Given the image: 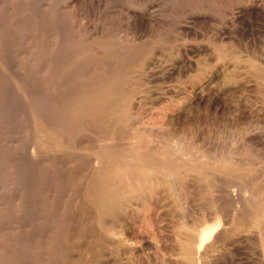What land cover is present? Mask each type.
<instances>
[{
	"label": "rangeland",
	"instance_id": "rangeland-1",
	"mask_svg": "<svg viewBox=\"0 0 264 264\" xmlns=\"http://www.w3.org/2000/svg\"><path fill=\"white\" fill-rule=\"evenodd\" d=\"M241 10H258L260 15H239ZM61 11L67 23L63 27L71 26L74 42L85 32L99 35L103 26L108 33L104 40L96 37L106 52L95 54L91 64H81L79 74L114 77L118 51L136 55L119 81L125 88L130 85L128 89L138 82L147 88L145 128L137 134L103 115L69 113L87 139L77 147L72 135L65 139L61 128L48 126L21 103L11 107L0 91V264H189L182 250L198 230L215 232L207 245L217 241L208 259L199 257L196 264H264V216L258 214L264 210V0H82ZM134 15L146 19L134 20ZM145 63L164 66L154 64L151 76L141 75ZM59 70L36 76L43 82L35 91L40 93L41 87L50 92L61 85ZM208 78L214 82L211 93L200 99L195 86ZM76 80L80 85L87 79ZM155 135L176 136L183 153L173 156L148 148L147 138ZM134 136H146L134 156L155 157V163L144 165L157 168L160 175H152L154 170L147 171L143 162H121L117 142L129 145ZM104 140L111 145L108 153L100 149ZM34 142L40 154L27 152ZM11 153L16 157L6 164ZM102 156L113 166L140 170L138 183L129 184L125 176L123 184L118 176L112 180L114 188L124 190L121 199L131 204L121 216L120 244L111 243L98 215L83 200L92 164ZM165 171L173 179H162ZM156 176L165 180L159 188Z\"/></svg>",
	"mask_w": 264,
	"mask_h": 264
},
{
	"label": "bare ground",
	"instance_id": "bare-ground-1",
	"mask_svg": "<svg viewBox=\"0 0 264 264\" xmlns=\"http://www.w3.org/2000/svg\"><path fill=\"white\" fill-rule=\"evenodd\" d=\"M79 1L81 2L82 0H0V91L2 92V94L5 97L6 103L10 104L11 107L16 106V104H18V103H21L22 105H24V107H26L24 109L29 110L30 113H32L31 110H33L34 111L33 115H36L38 119L45 121L48 126H51V127L54 126V128L55 127L61 128V131H63V132H60V134L65 139H67L68 135H72L75 139L74 144L77 147H83L87 143V139L83 136L84 129L82 128L81 123L79 121L73 122L71 120V117H69V115H68L69 113H72V114L75 113V114H79V115L82 114L85 117H89V116H93V115H103V116H106L107 118H109V121H112L115 126L123 127V128L129 127L131 129H133L135 133L138 134V133H140L139 129L144 124V121H143L144 119L142 118L143 117L142 109L144 107L145 100H147L146 99V93H147L146 91H148V90L146 88V91H144L141 88V85L143 84V83L141 84V82H140L141 85H138L139 84V82H138L136 86L128 89L130 87V85H129V87L127 86L128 88H125V86L123 87V84L119 81V79L121 78L120 76H122L128 68V61H130V59L132 60L133 58L136 57V55L134 53H132V51L123 52V53L118 51L117 54L120 55L121 57L118 58L116 63H115V66L118 69L115 71L116 75H114V77L110 76L111 74L109 76L104 75V76H95L94 77V76H89V75L87 76V75H82V74L78 73L79 67L81 64H87V65L91 64L93 61L92 57H94L95 54H98V53L102 54V53L106 52V49L104 47V42L96 39V37L98 36L97 38H100L102 40H104L106 37H108L107 36L108 33L106 34L104 32L105 30H102V29H104V26H103V28L100 29L99 35L95 36L96 33L85 32V34L81 40L82 42L80 41V39L77 42L73 41L74 36L70 35L72 32L70 33V31L68 29V28L71 29V26L67 28L68 31L65 30L63 27V23H64V26L67 23L65 24V20L63 21L64 15L62 14L61 10L68 8V7H74V4H78ZM242 14L245 16L247 14L259 16L260 12L258 10H253V11L241 10L239 12V15H242ZM262 15H263V13H262ZM68 18H70V17H68ZM132 18L134 20H138L141 22H144L146 19L145 15H134V17H132ZM262 18H263V16H262ZM167 19H168V17H167ZM146 23L149 24L148 22H146ZM140 24H144V23H140ZM150 25L152 26V24H150ZM142 26L144 27V25H142ZM72 31H74V30H72ZM61 32H63V33H61ZM75 32H77V31H75ZM50 34H52V35L49 38ZM73 35H74V32H73ZM69 37H71V38H69ZM76 44H78V45H76ZM186 49H188V48H186ZM145 51H143V53ZM135 52H136V49H135ZM138 52H139V50H138ZM138 52H137V54H138ZM184 52H186V51H184ZM147 54H148V52H147ZM220 55L221 54H219V56ZM139 56H138L137 60L140 61ZM142 56H144V55H142ZM223 56H224V54H223ZM253 57H254V55H253ZM135 62H137V61H135ZM157 62H158V60H157ZM160 62H161V60H160ZM132 64H135V63H132ZM154 64L155 63H145L144 66H141L140 71L143 70L141 72V75H143V74L147 75L146 72L153 73L152 72V69H153L152 66ZM175 64L176 63H174V65ZM155 65L158 66L160 64L156 63ZM162 65H160V67ZM228 66L229 65H227V67ZM83 67H84V65H83ZM93 67H95V66H93ZM58 68L60 69L59 70L60 72L62 70V73H60L61 79L59 82H57V83H60L61 85H59L57 87L53 86L52 91H50V92H48L49 91L48 89L45 90V89L39 87L42 90H39L40 93H37L34 88L38 87L39 82H43V79H42L43 77L41 78L42 80H39V81L35 77L38 75L39 76H42V75L45 76L46 73H48V72L50 73V71L54 72ZM101 68H103V67H101ZM158 68H159V66H158ZM259 68H260V66H259ZM154 70H155V66H154ZM83 71H84V69H83ZM95 71L96 70L94 69V72ZM158 71H159V69H158ZM132 72H133V69H132ZM132 72H131V74H132ZM151 73L148 75L151 76ZM225 74H227V73H225ZM206 76H208V75H206ZM76 77L81 78V79H87V80H86V82L84 80H82L80 82V85H79V82L76 80ZM214 78H215V76H214ZM233 78H235V77H233ZM244 80H243V82H244ZM241 82H242V80H241ZM196 83H197V81H196ZM130 84L134 85V83H130ZM213 84H214V82H213ZM213 84H212L211 78L205 79L202 82L196 84L195 90L197 91L196 93L201 95L200 99L203 98V96H205V94L211 93L210 91L212 90ZM177 88H176V90H177ZM59 90L62 91L61 94L60 93H59V95L55 94V92L59 91ZM37 91H38V89H37ZM150 93L151 92L149 91V95H150ZM159 95H161V94H159ZM158 98H160V97H158ZM148 99H149V97H148ZM150 99H151L150 101H153L151 97H150ZM147 101H149V100H147ZM154 102L155 101H153V103ZM158 102H160V101H158ZM12 104H14V105H12ZM154 104H153V106H155V108H156L157 106ZM155 108H154V110H155ZM150 109H152V108H150ZM156 109H158V108H156ZM168 109H169V107H168ZM61 111L67 112V114H65L64 112L62 114H60ZM149 111L151 112V110H149ZM159 114H160V112H159ZM20 118H22V117H20ZM172 119H170V120L172 121ZM170 120H169V122H170ZM170 126H172V125H170ZM143 127L145 128V126H143ZM178 134H179V132H178ZM148 135H146V136H148ZM168 135H169V133H168ZM146 136H144V137L141 136L140 139H136L135 138L136 136H134V138H132L131 142L128 141L129 145L126 143H125L126 145H124V142L121 140H119V142H117V146L120 147V149H121L120 152L118 153L121 162H126L127 160L128 161H135V162L138 161V163L143 162L142 165H144V162H146V163L149 162L151 165H152V163L156 162L154 160L155 157L152 160V155H151V157H149V156H147V157L146 156H138V155L134 156V153L139 151L138 148L146 143V142L144 143V141H145L144 138H146ZM150 136H151V134H150ZM162 136L163 135H161V138H159V136L155 135L156 138L153 140L150 139L151 137H148L149 139L147 138V140H149V143L146 146L148 148H150L152 150H156L158 152L165 150L166 154H171L173 156H176V155L180 156L181 152H182L181 149L183 147V146L181 147L180 145H181V143L183 144V142L182 141H181V143L178 142L179 138H176V136H175V139H177V140H174L173 135H170L166 138H165L166 135L164 137H162ZM167 141L171 142V144L169 146L171 147V145H172V147H171L172 149L166 148V147H169V146H167L168 145ZM110 146L111 145L108 142H106L105 140L100 143V149H102V151L107 152V153H108V150L110 149ZM185 146H186V144H185ZM29 151H31L30 152L31 155H33L35 151H37L38 154H40V150L37 147L36 142H34V144L32 145L31 150H28L27 152H29ZM147 151H148V149H147ZM42 155H44V154H42ZM57 155H59V154H57ZM25 156H27V155H25ZM107 156L108 155H106V157ZM15 157H16L15 154H13V155H12V153L7 154L6 160L8 162L6 164L12 162L15 159ZM98 157H99V155H98ZM104 158L105 157L102 156V157H100L99 163L92 164L93 172H92V175L90 177L89 182L87 183L88 185H87L86 190L84 192L83 200L85 202L86 208L88 210L94 211L98 215L102 224L106 228V234L108 235V238L111 240V243L115 244L114 242H116V243L120 244V243H123L122 236L124 235L123 230H122L123 228H122L121 216L126 212V207H130L129 205H131V204L129 203V201L127 199L126 200L121 199L122 194H124V193H122L124 190L121 192V190H119L118 188H114V186H113L114 183L112 180H114L113 179L114 176H118L120 179V182L124 183V180H123L124 177L123 176H125L129 180L128 181L129 184L138 183L139 179H140V174H139L140 170L138 169L137 166H135V167H133V166L123 167L124 164L123 165L118 164V165L113 166V164H110L109 161H104ZM28 159H29V157H28ZM31 159H34V158H31ZM24 160H26V159H24ZM40 160H41V158H40ZM157 161H159V160H157ZM36 163H38V162L36 161ZM16 166L19 167V165H17V164H16ZM144 166L146 167V165H144ZM36 168H38V166H36ZM113 169L115 171L112 172ZM137 169L139 171L138 173H137ZM159 169H161V168L159 167ZM142 170H144V169H141V171ZM148 170H151V171L154 170L152 172V175L153 174L156 175L159 173V171H157V168L152 169V166L151 167L149 166L147 168V171ZM165 170H167V169H165ZM122 171H124V172H122ZM147 171H144V172L146 173ZM142 172H141V174H142ZM165 172H167V171H165ZM160 173L158 175H160ZM175 176H174V178H175ZM160 177L156 176V178L158 179V185H156L157 183L155 182L156 188L157 187L159 188V186L161 185V183L163 181L162 179H165L167 181L173 179L172 175L168 172L166 174L167 178L164 177V178L160 179ZM202 177H203V175H202ZM122 184H120L119 186L121 187ZM140 184H141V182H140ZM151 185H153L152 182H151ZM131 186L133 187V185H131ZM136 187L138 188V185ZM171 190H174L173 187ZM141 191H142V189H140V192ZM127 195H128V192H127ZM133 195L135 197L134 193H133ZM142 196L144 197V195H142V193H141V197ZM127 197L128 196H126V198ZM136 197H137V199L141 198L138 195H136ZM253 197H255V195ZM129 198L131 199L130 196H129ZM254 199H252V200H254ZM262 211H263V213L261 212L258 214L264 216V210H262ZM236 214H238V213H236ZM205 218H206V216H205ZM261 218H262V216H261ZM256 219L254 218V220L257 224L258 223L257 221L259 219L258 220H256ZM252 227H256V226H254V223H253ZM214 235H215V232L213 230L201 231V232H199V230H198V233L196 234V236L194 238H190V240L188 242H186V244L183 247L182 254L184 256V259H186L185 261H187L189 264H196L197 259L199 257H202L203 260H207L208 259L207 257H209L208 256L209 253L211 251H213L212 249L214 248V245H215L217 240L215 241L214 244H211V245H207L206 241L209 238H213ZM210 240L212 241V239H210ZM201 251L203 252L202 256H201V254L199 255V253Z\"/></svg>",
	"mask_w": 264,
	"mask_h": 264
}]
</instances>
